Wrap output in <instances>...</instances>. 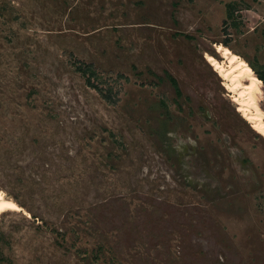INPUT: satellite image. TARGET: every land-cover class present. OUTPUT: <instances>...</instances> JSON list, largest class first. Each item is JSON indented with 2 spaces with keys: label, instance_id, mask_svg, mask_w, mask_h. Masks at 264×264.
<instances>
[{
  "label": "rangeland",
  "instance_id": "obj_1",
  "mask_svg": "<svg viewBox=\"0 0 264 264\" xmlns=\"http://www.w3.org/2000/svg\"><path fill=\"white\" fill-rule=\"evenodd\" d=\"M226 39L264 71V0H0V264H264Z\"/></svg>",
  "mask_w": 264,
  "mask_h": 264
},
{
  "label": "bare ground",
  "instance_id": "obj_2",
  "mask_svg": "<svg viewBox=\"0 0 264 264\" xmlns=\"http://www.w3.org/2000/svg\"><path fill=\"white\" fill-rule=\"evenodd\" d=\"M216 48L225 58V62L211 54L207 56L208 61L226 80L228 90L234 92V99L238 103L241 114L259 133L264 135V108L260 105V98L264 94L262 85L264 81L249 62L228 45L221 43L217 44ZM227 62L229 66L226 65ZM21 209L22 206L17 201L0 190V218L6 211Z\"/></svg>",
  "mask_w": 264,
  "mask_h": 264
},
{
  "label": "trees",
  "instance_id": "obj_3",
  "mask_svg": "<svg viewBox=\"0 0 264 264\" xmlns=\"http://www.w3.org/2000/svg\"><path fill=\"white\" fill-rule=\"evenodd\" d=\"M232 3H229V15L233 16V12L235 11V8H232ZM226 45L229 44V40L226 39V41L224 42ZM250 63V65L253 67V69L255 70V72L257 73V75L264 81V71H262L261 69L258 68V66L256 65V63L252 62V61H248ZM92 65H88L87 67H83L80 66L78 67L80 71H83L84 74L89 73L88 77H87V82L89 85H91L92 87L96 88L107 100H109L110 102H115L116 100L114 99L113 95L107 91H105V89L98 84L97 82L93 81L92 78L93 76H97V72L91 67ZM171 80L174 84V86L177 88V91L180 93V89L178 86V82L174 77H171Z\"/></svg>",
  "mask_w": 264,
  "mask_h": 264
}]
</instances>
